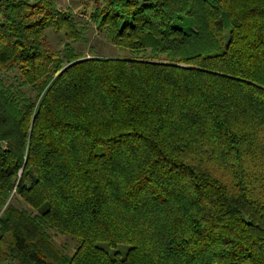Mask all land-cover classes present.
Segmentation results:
<instances>
[{"label": "trees", "instance_id": "16d2710c", "mask_svg": "<svg viewBox=\"0 0 264 264\" xmlns=\"http://www.w3.org/2000/svg\"><path fill=\"white\" fill-rule=\"evenodd\" d=\"M56 1L0 0V71L42 92L0 97L1 264H264V0H105L130 57L65 68Z\"/></svg>", "mask_w": 264, "mask_h": 264}, {"label": "rangeland", "instance_id": "374dc122", "mask_svg": "<svg viewBox=\"0 0 264 264\" xmlns=\"http://www.w3.org/2000/svg\"><path fill=\"white\" fill-rule=\"evenodd\" d=\"M29 4H34L38 0H24ZM105 0H57L56 7L61 12H69L73 16L80 38L76 41H69L64 33H54L47 30L46 35L53 49L60 54L61 67H66V55L70 52L80 55L81 58L92 56L105 58H126L130 57L128 51L113 46L106 33V30H98L94 20V13ZM99 3V4H98ZM93 16V17H92ZM192 21L189 18H181L176 22V26L185 32L193 31ZM149 55L141 54L140 56ZM2 94H7L2 95ZM39 86H32L23 83L15 70L0 71V97L5 96L9 100H15L18 107L25 104H36L41 98ZM12 205L17 209L28 212L31 216L36 213L25 205L18 197L13 196L7 200L6 205ZM4 209V208H3ZM3 209L1 211H3ZM48 235L54 245L67 255H73L77 247L76 240L63 235H58L53 231H48Z\"/></svg>", "mask_w": 264, "mask_h": 264}, {"label": "built area", "instance_id": "2783aa9c", "mask_svg": "<svg viewBox=\"0 0 264 264\" xmlns=\"http://www.w3.org/2000/svg\"><path fill=\"white\" fill-rule=\"evenodd\" d=\"M0 264H1V262H0Z\"/></svg>", "mask_w": 264, "mask_h": 264}]
</instances>
